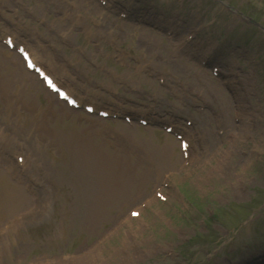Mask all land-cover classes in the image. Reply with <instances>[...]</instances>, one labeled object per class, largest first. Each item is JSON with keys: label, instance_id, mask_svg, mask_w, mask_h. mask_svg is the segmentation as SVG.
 <instances>
[{"label": "rangeland", "instance_id": "1", "mask_svg": "<svg viewBox=\"0 0 264 264\" xmlns=\"http://www.w3.org/2000/svg\"><path fill=\"white\" fill-rule=\"evenodd\" d=\"M113 1L128 6L135 15L148 14L143 18L152 33L136 25L138 30L126 26L97 0H0V22L23 30L21 38L41 56L51 55L56 71L68 69L65 79L71 85L69 79L73 81L76 96L84 98V93L93 92L87 99L119 108L133 118L132 124L122 119L96 122L94 135L103 139V152L112 155L114 142L127 151L133 164L132 183L123 196L102 200L98 225L81 230L78 218L68 223L62 215L60 206L66 191L55 180L59 179L57 167L47 157L44 162L49 166L48 173L62 190L58 201L47 217H36L28 225L33 222L30 220L26 228L10 236L12 256L0 253V264H73L76 253L85 256L90 251L92 264H226L228 258L236 264L256 263L251 256L264 255V33L249 26L241 15L264 27V0ZM173 17L181 21L172 25ZM154 18L162 20L155 22ZM153 24L174 26L178 36L194 35L192 43L197 45H216L218 52L212 64L218 77L212 78L208 69L198 71L189 54L172 51L169 39L152 29ZM114 47L121 48L122 53ZM0 57L6 63L0 62L4 69L0 79L5 80L0 82L5 90L0 95L10 99L8 104L0 100V128L3 133L15 132L2 151L3 158L10 162L7 153L11 144L25 139L19 136L18 126L23 113L11 111L15 84L20 83L26 102L41 108L50 105L57 109L58 105L46 99L40 82L34 85L32 78L20 75L22 64L12 53L2 47ZM15 63L18 68L13 67ZM27 109L31 110L29 105ZM148 109L154 117L160 116V121L170 118V110L182 117L180 122L192 121V127L206 135L202 145L208 151L202 154L203 149L197 146L200 155L183 166L172 136L134 122L137 114ZM212 112L222 117L223 135L217 133L220 128L215 127ZM77 114L84 113L71 116L57 110L55 120L48 115L37 116L38 122L47 118L48 133L56 140L42 131L36 134H44L51 147L61 144L64 132L75 146L80 145L77 141L83 130L93 131L88 130L90 124L86 122L91 119L78 121ZM31 116L27 117L31 120ZM101 127L105 133L116 132L117 141L102 135ZM65 153L82 171L86 163H91L82 153ZM109 161L115 165L114 159ZM63 166L68 168L66 163ZM111 167L107 166V172ZM2 170L8 180L5 167ZM99 174L94 170L89 179L101 181ZM138 181L144 182L140 190ZM9 187L14 188L11 183ZM155 188L164 193L165 201L155 196ZM97 193L99 202L102 193ZM12 209L16 213L24 207L9 206L4 213ZM131 209L138 211V217L126 216ZM67 210L70 215L69 201ZM19 239L29 244L24 253L13 250V241ZM73 246L80 251L75 252ZM65 253L72 256L62 258Z\"/></svg>", "mask_w": 264, "mask_h": 264}, {"label": "bare ground", "instance_id": "2", "mask_svg": "<svg viewBox=\"0 0 264 264\" xmlns=\"http://www.w3.org/2000/svg\"><path fill=\"white\" fill-rule=\"evenodd\" d=\"M179 19H181L180 16H178ZM181 20L177 19V22H180ZM1 49V48H0ZM33 59L37 62H40V58L37 55V53L32 54ZM215 56V55H214ZM213 57V56H210ZM214 58V57H213ZM45 59V60H44ZM43 60L47 62L50 66H53L54 68L55 63L52 59V56L46 53V57L43 56ZM3 61L6 65L4 59L0 57V62ZM13 67L18 68L17 64L15 63ZM65 75H69V71L67 69L62 70ZM4 72V69L2 68L0 64V73ZM20 75L22 77L31 76V74H25L24 72H20ZM0 82L3 84L5 82L4 79H0ZM15 83V82H14ZM16 87L14 88L13 92V110L14 111H24L28 106V103L24 101L21 98V85L18 82L15 84ZM2 91H5L4 88H2ZM48 93V92H47ZM52 94L48 93V96L51 97ZM87 98V95H85ZM45 112H42L44 116H50L51 120H55L57 117V110H46ZM65 110L68 111V108L66 107ZM32 111V110H31ZM33 112V111H32ZM48 112V114L46 113ZM40 118V117H39ZM30 120L29 117H23L22 121L24 123L28 122ZM39 119L33 120L32 127L29 128V134L35 133L38 131H43L45 135L48 137H51L50 140H56V138H53L52 133H48L49 127L45 125V122H47V118H43V120L37 122ZM95 126V127H94ZM242 126V125H241ZM25 128L24 126H22ZM94 129V130H93ZM28 131V129H26ZM88 130L90 132L93 131V133H87L86 130H84V133L80 134V137L77 142H80V145L77 144L75 146L71 138L69 137L65 132L62 133V139L61 144L59 146H45L44 144L40 145L36 141L39 140L40 142H44V138L41 135L35 136L33 143L30 144L31 148V154L32 156L37 157L39 160H41L44 156H51V161L54 163L57 167L56 173L59 178V182H61V185L66 191V199L63 200L61 208L62 215L67 217L68 223L73 222L74 218H78L80 221V225H82L81 230H88L91 229V227L95 228L98 225V222L101 219V211H102V200L104 198H110L113 200L117 198H121L123 196V193L125 192V188H129L130 183H132L131 179L133 176L130 177V172L133 170V164L130 156H126L125 153L127 151L121 148L115 147V152L112 155L105 154L103 150L101 149L103 139L100 137H95L94 133L96 130V125H93L92 127H89ZM37 131V133H38ZM97 133V132H96ZM4 140L3 135L0 137V141ZM92 143H96L98 147L96 148ZM34 145L36 148H34ZM0 148H1V142H0ZM67 148V149H66ZM120 149V150H119ZM48 150H51L48 153ZM71 150V154H77L82 153L83 155L88 156L90 162L92 163H86L88 164L84 170L82 171V167H80L76 162L75 159H72V157H66V152ZM163 155H164V148H161ZM73 152V153H72ZM122 152V153H121ZM124 152V153H123ZM226 153L224 154V156ZM220 156V155H219ZM93 158L96 159V162L93 161ZM115 160V165L113 166V162L111 163L109 160L112 159ZM3 161H0V169L4 165H2ZM66 163L68 168L66 169L63 164ZM106 167H103V166ZM111 165L112 167L109 168L107 172V166ZM220 163L217 167H220ZM5 167V166H4ZM92 170V172H91ZM94 170L96 172H100L99 177H101V181H98L96 178H91V175L93 174ZM104 171H106V175H104ZM2 174V171L0 172ZM48 173L44 172V176H47ZM77 175V176H75ZM127 182L126 186L125 183ZM143 181H138L136 183L140 184L142 188L144 187ZM124 186V187H123ZM102 189V191H101ZM97 194L100 195L102 193V196L98 202ZM31 201V200H30ZM68 201L71 202V214H68ZM107 201V200H106ZM29 198L25 196L23 192H20L17 188H10L8 185H5L3 183L2 177L0 176V212H4L5 210H8V207L10 208H21L24 207L25 203L28 205ZM98 203V204H97ZM14 204V206H12ZM16 205V206H15ZM25 208V207H24ZM14 209H12L13 211ZM15 211L10 212L8 211L5 213L6 217L13 216ZM20 212V211H19ZM1 216V214H0ZM62 221V220H61ZM64 222V221H62ZM89 227V228H88ZM65 228V227H64ZM88 228V229H87ZM92 228V229H93ZM66 229V228H65ZM94 230V229H93ZM92 231V230H91ZM93 232V231H92ZM68 234V231L66 229L65 236ZM22 239H19L17 242L13 241V250L17 253L21 252L24 253L25 250H28L29 244H26L25 241H21ZM49 240V239H48ZM65 240V239H64ZM67 243V241H65ZM65 243V244H66ZM11 243L6 247L5 253L12 256V249L10 250ZM72 245H68L66 247H70ZM42 248V247H41ZM75 246H73V250L75 252H78V249H74ZM93 254L92 251H90L87 255L83 256L81 254H75V262L73 264H92L93 262ZM91 255V256H90ZM16 258H19L18 255H16ZM19 260V259H18ZM17 260V261H18ZM95 263H98L97 261Z\"/></svg>", "mask_w": 264, "mask_h": 264}, {"label": "snow or ice", "instance_id": "3", "mask_svg": "<svg viewBox=\"0 0 264 264\" xmlns=\"http://www.w3.org/2000/svg\"><path fill=\"white\" fill-rule=\"evenodd\" d=\"M63 95V94H62ZM134 215H135V213H134Z\"/></svg>", "mask_w": 264, "mask_h": 264}]
</instances>
